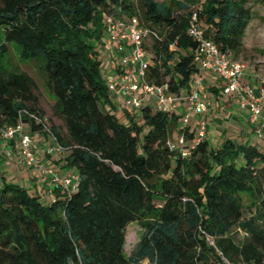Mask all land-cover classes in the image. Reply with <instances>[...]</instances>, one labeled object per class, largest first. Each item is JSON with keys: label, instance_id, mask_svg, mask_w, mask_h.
Instances as JSON below:
<instances>
[{"label": "trees", "instance_id": "1", "mask_svg": "<svg viewBox=\"0 0 264 264\" xmlns=\"http://www.w3.org/2000/svg\"><path fill=\"white\" fill-rule=\"evenodd\" d=\"M249 2L0 0V126L20 122L47 138L48 127L64 168L77 176L74 190L53 188V198L0 176V264H223L217 251L231 263L264 264L262 143L226 139L213 147L205 138L188 146L184 158L167 146L178 133V113L144 106L142 124L126 111L128 122L121 123L96 49L104 38L103 12L121 8L136 16L157 36L147 40V80L180 94L197 74L190 15L196 12L205 36L233 58L253 18ZM10 44L20 62L38 64L64 133L37 109L34 79L6 65ZM209 91L218 96L223 86ZM33 113L40 123L29 118ZM185 135L191 144L195 132ZM241 194L259 197L247 218ZM131 223L143 232L126 257ZM235 229L248 235L245 241H234Z\"/></svg>", "mask_w": 264, "mask_h": 264}, {"label": "built area", "instance_id": "2", "mask_svg": "<svg viewBox=\"0 0 264 264\" xmlns=\"http://www.w3.org/2000/svg\"><path fill=\"white\" fill-rule=\"evenodd\" d=\"M102 17L106 45L117 48L118 62L106 77V87L118 111L133 114L149 106L158 112L178 113V133L167 141V146L188 158V146L192 149L206 138L205 115L211 106L205 84L207 73L220 80L223 94L233 98L239 111L248 115L253 134L264 146V89H256L244 81V65L222 54L217 45L205 36L196 12L190 15L187 33L196 43L194 63L197 74L180 94L170 92L167 83L158 85L147 80V71L152 63L146 46L147 40L157 37L154 32L142 25L136 16H127L121 8L103 12ZM29 118L37 124L41 121L36 113L29 114ZM44 121L47 122V119L44 118ZM187 129L195 132L191 144L186 140ZM44 130L49 135V142L43 139V133L27 132L20 122L13 126H0V147H5L2 156L13 159L19 168L30 170L32 178L46 182L47 196L53 198V188L74 190L77 176L62 175L60 170L46 164L48 158L61 154L62 150L50 135L48 127ZM207 240L213 245L212 239ZM217 252L223 264H245L243 261L231 263Z\"/></svg>", "mask_w": 264, "mask_h": 264}, {"label": "rangeland", "instance_id": "3", "mask_svg": "<svg viewBox=\"0 0 264 264\" xmlns=\"http://www.w3.org/2000/svg\"><path fill=\"white\" fill-rule=\"evenodd\" d=\"M158 2H185L187 0H156ZM253 18L248 24L242 43V51L237 57L230 58L234 61L240 62L245 67V82L256 89H264V0H250L249 5ZM9 54L5 60L6 65L11 70H19L25 72L31 76L36 83L35 95L38 97L37 109L42 111L44 117L47 119L50 125L59 127L62 133L64 128L62 122L53 116V105L54 100L44 87V80L38 70V64L33 61L20 62L18 58V49L15 45L10 44ZM98 51V57L101 61V75L106 78L110 74L114 65L118 62V55L114 49V46L106 45L104 38L96 44ZM168 81V78H166ZM207 91L211 94L210 87L207 86ZM213 96V110H211L209 120L207 122V133L206 138L213 147H218L224 140L231 139L239 143L250 142L256 145L258 142L261 143L254 134L252 127L249 124L248 119L242 115L238 109H231L227 111L228 104H233L235 101L231 97L223 98L219 94ZM223 98L224 100H220ZM235 105L233 104V107ZM108 111L111 108L107 107ZM231 111V112H229ZM136 116L137 122L141 123V116L139 111L133 113ZM116 117L123 124H126L128 120L124 114L120 111L115 112ZM176 135H174L175 137ZM47 137L43 136V139ZM46 141V140H45ZM5 147H0V176L5 175L7 181H10L22 188L28 190L29 193H33L36 189L39 190L41 195L46 196V182L43 184L41 180L32 178L30 170L26 168L16 167L13 159H7L2 156V150ZM65 155H56L53 158H48L46 161L47 165L53 166L55 169L64 170L63 160ZM62 174H73L72 171H67ZM262 180H264V171H262ZM36 184V186H35ZM45 192V193H44ZM256 196V194H255ZM251 196L250 194H241L242 203L244 206V218L250 216V213L256 212L259 206V197ZM143 230L138 223H131L126 227L125 233V245L124 254L126 257L130 256L141 237ZM248 235L244 234L241 230L235 229L233 231V238L236 243L245 241ZM140 264H148V261H143Z\"/></svg>", "mask_w": 264, "mask_h": 264}, {"label": "crops", "instance_id": "4", "mask_svg": "<svg viewBox=\"0 0 264 264\" xmlns=\"http://www.w3.org/2000/svg\"><path fill=\"white\" fill-rule=\"evenodd\" d=\"M205 81H206V83H207V86H209V87H221V86H223V84L220 82V80H218L216 77H214L213 75H211V74H207V73H205ZM206 92H207V95H208V98H209V100H210V103H211V106H210V110H209V112H211V110H213V105H214V102H213V94L211 93H209L208 91H207V89H206ZM219 94L220 95H222L223 96V98L225 97V98H227V96H225L224 94H223V92L221 91V92H219ZM217 97H219V95L217 96ZM223 98H220V100H224ZM233 104L235 105L234 107H233ZM233 104H228V106H227V111L228 110H231V109H238V106H237V104L234 102ZM239 110V109H238ZM207 113L205 116H206V120H209L208 119V117L210 116V113ZM229 112H231V111H229ZM241 112V111H240ZM242 113V115L243 116H245L247 119H248V115L246 114V113H243V112H241ZM208 122V121H207ZM176 135V134H175ZM46 141H50V139L49 138H46L45 139ZM1 150V149H0ZM16 165V164H15ZM16 167H18L17 165H16ZM68 170H66V169H64V170H61V173H64V172H67ZM5 176V175H4Z\"/></svg>", "mask_w": 264, "mask_h": 264}]
</instances>
